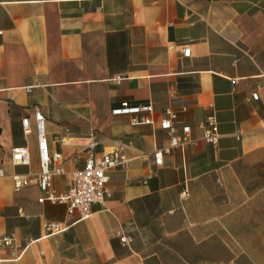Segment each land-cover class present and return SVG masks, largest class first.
<instances>
[{
  "label": "crops",
  "instance_id": "crops-1",
  "mask_svg": "<svg viewBox=\"0 0 264 264\" xmlns=\"http://www.w3.org/2000/svg\"><path fill=\"white\" fill-rule=\"evenodd\" d=\"M124 102L150 105L154 124L113 115ZM34 109L61 154L58 194L90 141L96 155L126 159L107 172L110 197L91 217L50 236L44 224L65 225L67 207L37 202ZM167 109L178 137L186 126L196 143L156 166ZM209 116L214 147L200 128ZM263 119L264 0H0V237L32 242L18 260V248L0 249V264H264ZM14 148L28 165L12 164ZM15 174L28 176L18 191Z\"/></svg>",
  "mask_w": 264,
  "mask_h": 264
},
{
  "label": "built area",
  "instance_id": "built-area-1",
  "mask_svg": "<svg viewBox=\"0 0 264 264\" xmlns=\"http://www.w3.org/2000/svg\"><path fill=\"white\" fill-rule=\"evenodd\" d=\"M183 57H189L190 48L185 47L181 49ZM251 100H257V95H252ZM152 107H129L126 102L121 104L119 109L113 110V115H133L131 119L132 125H153L154 121L148 114L152 113ZM44 116L38 110L33 111V126L37 137V150L39 160V174L36 178V184L42 192V196L37 200L39 204H62L66 208V223L60 226L58 223H45L44 230L47 236L55 235L67 229L68 226L85 221L91 217V207L94 204H101L110 197L108 190V176L107 172L110 169L119 167L126 163V159L122 156L119 149H114L109 153L96 155L93 152L95 143L90 141L86 148V159L81 169L75 170L71 173L72 185L65 193L58 194L53 188V179L58 176L64 175V170L61 164V154L58 152L50 153L47 147ZM22 130L25 135L31 132L30 119L25 117L22 119ZM178 117L173 111L167 109L163 113V117L159 120V128L165 131L168 135V146L159 149L153 154L154 165L159 166L162 164V157L168 154L171 149L182 147L187 144H195L196 140L190 137L189 127H182V137H178ZM264 129V119L261 123ZM203 129V141L211 146H216L219 134L217 123L213 116L206 118L205 122L200 124ZM29 155L26 148H14L11 150V162L13 165H28ZM3 177V171L0 168V178ZM14 185V190L28 185L27 175L15 174L11 176ZM188 191L186 188L181 192L180 198L186 200ZM76 216L74 218L73 216ZM1 217V214H0ZM120 242L125 244L128 239L120 237ZM27 243L21 246L15 242L13 235H6L0 237V249L3 248H18L19 252L13 254L12 259L18 260L22 257L24 252L28 249Z\"/></svg>",
  "mask_w": 264,
  "mask_h": 264
}]
</instances>
